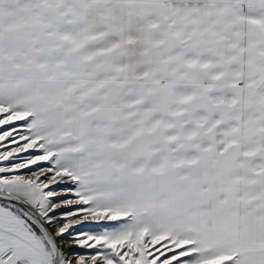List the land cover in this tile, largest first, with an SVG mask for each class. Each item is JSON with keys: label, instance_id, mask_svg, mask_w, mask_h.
<instances>
[{"label": "snow or ice", "instance_id": "6c2138e0", "mask_svg": "<svg viewBox=\"0 0 264 264\" xmlns=\"http://www.w3.org/2000/svg\"><path fill=\"white\" fill-rule=\"evenodd\" d=\"M0 264H264V0H0Z\"/></svg>", "mask_w": 264, "mask_h": 264}]
</instances>
